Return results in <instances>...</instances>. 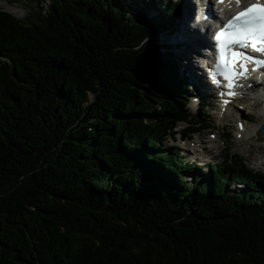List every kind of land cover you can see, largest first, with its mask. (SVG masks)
<instances>
[{
    "label": "trees",
    "instance_id": "16d2710c",
    "mask_svg": "<svg viewBox=\"0 0 264 264\" xmlns=\"http://www.w3.org/2000/svg\"><path fill=\"white\" fill-rule=\"evenodd\" d=\"M133 1L0 10V264H264V175L167 146L211 125Z\"/></svg>",
    "mask_w": 264,
    "mask_h": 264
},
{
    "label": "rangeland",
    "instance_id": "374dc122",
    "mask_svg": "<svg viewBox=\"0 0 264 264\" xmlns=\"http://www.w3.org/2000/svg\"><path fill=\"white\" fill-rule=\"evenodd\" d=\"M147 1L148 3L146 13L148 16H150L151 10L153 9L158 12L160 11V7L157 4L158 1ZM176 1L178 0H168V2L172 3H175ZM132 4L133 6L138 5L139 0L133 1ZM50 5H52V0H0V9L8 12L12 16L16 17L17 15L19 17L17 19L21 20L22 22H27V20L31 18V15L35 12H40V10L46 11ZM180 5L177 7L174 13L175 17L172 20V23H174V21L177 19V14L180 10ZM154 39L155 41L152 42L154 45H158L161 43L171 45V53L173 55H177V52H179V50L174 47L173 44H176L177 42L174 36H171L169 31H167L166 33L164 32V34H157L156 36H154ZM180 50H184V47L182 46ZM182 55L183 54L181 53L180 56L182 58V61L181 59L179 60L181 61V64L185 67L187 61H185V58ZM193 64L197 67L198 63L196 62V58L193 61ZM188 68L189 67L186 66V70ZM249 104L250 106H252L251 108H254V110L250 109L249 112L240 109L230 110V117L224 120L220 118L219 110L214 109L215 111H212V109L209 107L206 111V115L210 117V120L215 126V128H210L209 130L202 132V136L191 135V137L189 138V141L192 144L194 141L203 142V144L200 145L199 152L195 151L194 148L196 147H189L188 145H183L180 142L179 134L177 140H171L168 145L174 147H178L179 145H181L182 147L191 149L193 153H188L189 160L192 162H196L199 166H201L205 172L206 177L211 174L210 168H214L217 170H219L220 168L228 169V166L231 164L229 162V159L231 158L233 159V164L240 167V159H242L244 165L247 168H249L255 173L264 175V136H261L256 129V125L258 123H264L263 118L260 116L261 106L259 107L253 102H250ZM190 107L193 114L201 113L198 108L196 109L194 106ZM215 112H217L219 119H217L214 115ZM239 117L243 118L246 121V124L248 123L249 135L247 137L244 136L243 138H240L238 136L235 120L236 118L239 119ZM185 128L186 125L181 124L178 127V130L181 131ZM187 181L191 182L192 176L188 175Z\"/></svg>",
    "mask_w": 264,
    "mask_h": 264
},
{
    "label": "snow or ice",
    "instance_id": "6c2138e0",
    "mask_svg": "<svg viewBox=\"0 0 264 264\" xmlns=\"http://www.w3.org/2000/svg\"><path fill=\"white\" fill-rule=\"evenodd\" d=\"M218 3L225 4V0H218ZM233 0H228V7L231 8ZM237 7L244 5L243 10L236 12L230 19L227 20L224 27L215 35L214 39L217 44V61L214 71L212 73L215 83L220 86L221 80L217 77H222L227 81L223 86L228 89L227 95L234 97L236 93L234 87H243L239 81L248 80L251 78L250 70L243 63L238 64L237 69L243 68L244 72L238 70L232 73L236 77L234 82L228 75L229 68L225 64V56L227 53L228 64H231L232 57H242L248 61L255 63L259 67H264V59L257 58L252 53H257L264 56V0H256L255 3H247L246 0H234ZM232 37L225 48L223 37ZM256 71V69H251ZM264 75V73H261ZM260 77H257L259 79ZM229 100H225L224 104L227 105Z\"/></svg>",
    "mask_w": 264,
    "mask_h": 264
},
{
    "label": "bare ground",
    "instance_id": "6f19581e",
    "mask_svg": "<svg viewBox=\"0 0 264 264\" xmlns=\"http://www.w3.org/2000/svg\"><path fill=\"white\" fill-rule=\"evenodd\" d=\"M188 1H191V0H187L184 3L182 8L178 11L177 19L174 21V23H172L173 27L171 29V32H172L171 36H174L177 42L176 44L173 43L174 47H176L179 50V52H177V55H175L177 59V64L178 66H181L182 69L184 70H186V66L189 67L187 69L188 81L192 86H194L193 90L196 88V91L198 92L202 88L200 86L203 83V74L201 73V69L197 68L193 64V61L195 60L197 56L202 55V52L200 51H202V49H207L209 45H207L204 36H200L199 32L190 24L191 13L186 8ZM246 1H251V0H246ZM192 5L191 7L195 8V3H192ZM16 18H19V17L16 15ZM182 46L184 47V50H180ZM181 53L183 54L182 56L185 58V61H187L185 67L181 64V61H182V58L180 56ZM203 56L204 54L202 55V57ZM179 59H181V61ZM187 93L189 94L190 91H188ZM260 116L263 118V122H264V107L260 108ZM229 117L230 116H228V118ZM235 122L239 123L240 125V129L238 131L239 135L241 137L242 136L247 137L249 135L248 127L243 125V122L241 119L240 121H235ZM260 125L261 123H258L256 125L257 130L259 129Z\"/></svg>",
    "mask_w": 264,
    "mask_h": 264
},
{
    "label": "water",
    "instance_id": "95a60500",
    "mask_svg": "<svg viewBox=\"0 0 264 264\" xmlns=\"http://www.w3.org/2000/svg\"><path fill=\"white\" fill-rule=\"evenodd\" d=\"M260 133L262 134V135H264V123L261 125V127H260Z\"/></svg>",
    "mask_w": 264,
    "mask_h": 264
}]
</instances>
